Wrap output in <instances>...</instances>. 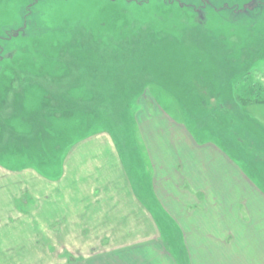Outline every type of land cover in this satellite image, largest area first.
Here are the masks:
<instances>
[{"label":"rangeland","instance_id":"rangeland-1","mask_svg":"<svg viewBox=\"0 0 264 264\" xmlns=\"http://www.w3.org/2000/svg\"><path fill=\"white\" fill-rule=\"evenodd\" d=\"M259 100L264 0H0V264L169 260L151 247L121 252L123 220L105 221L96 236L87 220L82 236L67 218L113 177L114 141L163 245L190 264L156 195L140 122L167 114L175 122L162 126L164 140L177 136L181 150L185 127L203 148L245 156V165L264 157ZM260 157L252 163L263 167Z\"/></svg>","mask_w":264,"mask_h":264},{"label":"crops","instance_id":"crops-1","mask_svg":"<svg viewBox=\"0 0 264 264\" xmlns=\"http://www.w3.org/2000/svg\"><path fill=\"white\" fill-rule=\"evenodd\" d=\"M174 122L167 114L147 116L140 122V132L153 157L156 195L177 222L190 264H264V166L252 163L260 156L251 155L252 164L247 161L242 165L245 156L239 162L221 147L205 149L185 127L183 135L179 134L184 141L180 150L174 141L177 136L169 134V139L164 140L162 135V126ZM103 132L114 141L109 132ZM114 144L116 148L106 153L113 177L96 184L89 207L86 206L88 210L83 207L67 218L73 223L79 220L81 232L77 235L82 236H86L83 231L87 220L91 236L102 234L97 229L100 225L104 227L105 221L123 220L121 235L127 239L123 241L121 252L129 249L134 253L151 247L154 252L166 251L170 257L166 262L156 258L147 263L143 254L141 258L132 257L128 264H172L173 261L179 264L172 251L163 245L155 217L135 191L122 154L115 141ZM165 149L168 151L164 152ZM239 155L242 153L236 157ZM97 179L94 177L96 182ZM64 220L66 224V217ZM115 228L118 226L112 223L110 229ZM146 232L155 240L146 243L143 237ZM130 236L138 240L133 241ZM93 242L97 241L89 242L90 249L94 248ZM132 242L138 243L132 245ZM79 257L82 259L81 255ZM89 260L79 261L84 264Z\"/></svg>","mask_w":264,"mask_h":264},{"label":"trees","instance_id":"trees-1","mask_svg":"<svg viewBox=\"0 0 264 264\" xmlns=\"http://www.w3.org/2000/svg\"><path fill=\"white\" fill-rule=\"evenodd\" d=\"M258 102L264 103V100H259Z\"/></svg>","mask_w":264,"mask_h":264},{"label":"flooded vegetation","instance_id":"flooded-vegetation-1","mask_svg":"<svg viewBox=\"0 0 264 264\" xmlns=\"http://www.w3.org/2000/svg\"><path fill=\"white\" fill-rule=\"evenodd\" d=\"M17 34H18V33H17ZM17 34H16V35H17Z\"/></svg>","mask_w":264,"mask_h":264}]
</instances>
